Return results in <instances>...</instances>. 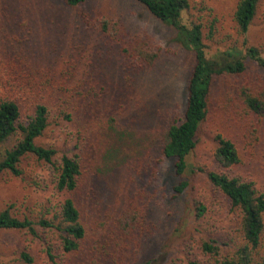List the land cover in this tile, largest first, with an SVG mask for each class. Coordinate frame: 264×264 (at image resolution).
<instances>
[{"label":"rangeland","instance_id":"374dc122","mask_svg":"<svg viewBox=\"0 0 264 264\" xmlns=\"http://www.w3.org/2000/svg\"><path fill=\"white\" fill-rule=\"evenodd\" d=\"M238 1L193 0L191 13L203 24L205 42L211 48L241 44L234 20ZM107 14L120 21L130 37L159 48L158 63L128 78L121 57L99 29L98 18ZM248 36L264 54V0ZM15 58L25 59L31 67L56 79L65 69L88 72L89 82L97 87L98 96L82 102L73 121L53 113L51 127L41 139L57 146L80 139L84 176L77 195L89 221L94 218L108 227L125 208L146 203L152 233L131 241V246L138 248V264L152 257L161 258L164 264H208L201 240L210 234H226L235 216L228 199L202 171L190 176L184 195L174 197V161L163 159L161 148L173 119L184 115L187 83L195 62L193 53L175 40V30L135 0H88L79 8L67 6L64 0H0V94L7 92L5 64L13 68L9 62ZM249 71L255 83L262 81L261 68L252 64ZM9 90L24 107L37 94L29 87L19 91L9 86ZM220 98L216 86L211 98L213 111L199 133L190 162L217 168L215 136L223 133L234 139L244 156V165L231 173L254 180L264 190V122L258 144L246 148L241 129L220 104L216 108ZM18 139L14 137L8 146ZM24 166L23 177L0 176V211L11 206L20 217L36 218L46 204L56 201L51 172L34 158L26 160ZM195 200L204 207L200 221L194 217ZM47 241L55 247L60 264H114L96 255L91 240L72 254H63L53 236ZM23 250L33 255V264H52L44 242L25 232L0 231V264H24L20 259ZM132 257L130 254L125 262L134 264Z\"/></svg>","mask_w":264,"mask_h":264},{"label":"trees","instance_id":"16d2710c","mask_svg":"<svg viewBox=\"0 0 264 264\" xmlns=\"http://www.w3.org/2000/svg\"><path fill=\"white\" fill-rule=\"evenodd\" d=\"M135 1L146 7L153 17L173 28L175 40L191 51L195 60L187 83L184 115L173 119L161 148L163 159L174 161V197L184 195L190 185V176L202 171L228 199L235 216L234 224L226 234H210L201 240L208 264H264V190L258 188L254 180L231 173L233 168L244 165L238 144L232 137L217 133L214 158L218 167H197L190 162L199 133L213 111L211 98L216 86L221 96L216 100V108L220 104L223 112L241 129L244 146L251 148L260 141L259 128L264 122V76L261 75L262 81L255 83L249 68L254 64L264 71V54L258 46L250 43L248 33L261 0L238 1L234 20L242 42L217 49L205 42L203 24L193 18V0ZM87 2L64 0L67 6L74 8ZM98 22L105 41L121 57L128 78L158 63L160 49L130 37L120 21L107 14L100 16ZM9 64L15 66L5 64L9 73L4 84L7 92L0 94V176L9 173L23 177L25 161L34 158L50 170L56 201L46 204L36 218L20 217L13 213L11 206L4 208L0 211V231L25 232L44 242L52 264L60 263L55 247L47 241L49 235L57 240L63 254L78 252L91 240L96 255L103 262L130 264L125 258L132 254L136 260L134 264H138V248L131 246V241L138 235L152 233L148 222L149 206L143 203L125 208L108 227L103 221L98 224L99 220L94 218L90 222L77 195L84 176L80 139L63 146L41 142L51 127L53 113L73 121L81 112V103L98 96L97 87L89 82L90 74L65 69L56 79L37 67H31L25 59L15 58ZM9 86L19 91L29 87L37 97L24 107L18 98L12 96ZM16 136L18 141L8 146ZM194 205L197 209L195 220L200 221L204 207L197 200ZM94 220L96 226L92 224ZM20 259L24 264L34 263L33 255L27 250L20 253ZM141 264L164 263L161 258L152 257Z\"/></svg>","mask_w":264,"mask_h":264}]
</instances>
